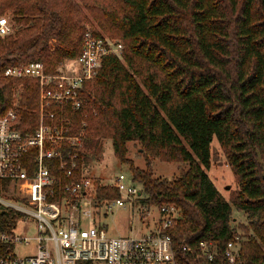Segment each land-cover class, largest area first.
I'll return each instance as SVG.
<instances>
[{"label":"trees","instance_id":"1","mask_svg":"<svg viewBox=\"0 0 264 264\" xmlns=\"http://www.w3.org/2000/svg\"><path fill=\"white\" fill-rule=\"evenodd\" d=\"M5 12L12 33L0 37V116L21 86L18 128L34 130L37 81L7 78L5 70L40 63L55 74L79 57L93 19L123 41L125 66L103 57L91 86L83 85L88 108L72 115L73 131L84 121L86 140L110 139L124 164L127 143L141 146L146 168L130 164L131 182L140 204L176 207L168 234L182 264H228L230 242L239 247L237 264H264V0H0ZM213 140L236 176L231 205L205 172ZM77 152L74 180L82 173ZM155 160L187 168L161 179L153 176ZM48 165L60 175L56 162ZM97 186L95 205L120 198L114 186ZM232 208L246 223L234 222ZM17 217L0 205V230ZM204 241L215 247L212 262L183 250Z\"/></svg>","mask_w":264,"mask_h":264},{"label":"built area","instance_id":"2","mask_svg":"<svg viewBox=\"0 0 264 264\" xmlns=\"http://www.w3.org/2000/svg\"><path fill=\"white\" fill-rule=\"evenodd\" d=\"M11 33L9 18L0 16V37ZM122 50L119 42L88 36L67 70L47 74L40 63L5 70L7 78L37 81L38 124L32 132H22L14 108L0 116V181L7 183L5 191L0 189V205L18 216L0 230V264H182L168 234L178 217L174 205L149 208L140 204L139 189L123 174L114 184L120 198L95 205L93 183L82 175L74 180L83 133L81 127L73 131L64 114L81 112L84 83L94 77L103 57L120 58ZM52 161L60 175L52 173L48 165ZM135 205L139 215L157 212L152 229L132 237L109 238L104 225L107 215ZM28 222L35 225L34 237L17 233L20 223ZM19 246H30V254L19 256ZM183 250L188 254L195 250L207 262L215 257L211 242H200L194 249L184 245ZM224 256L228 264H237L238 245L228 243Z\"/></svg>","mask_w":264,"mask_h":264},{"label":"rangeland","instance_id":"3","mask_svg":"<svg viewBox=\"0 0 264 264\" xmlns=\"http://www.w3.org/2000/svg\"><path fill=\"white\" fill-rule=\"evenodd\" d=\"M3 15L7 16V18H10L8 12H5ZM89 21L90 23L85 26L83 41L86 39V37L90 36L109 39L113 42H119L122 45L123 50L118 60L125 66L123 41L117 37H112L105 31H102L93 19L89 18ZM53 43L54 40H52L50 45ZM53 50L54 48L51 46V51ZM70 64L74 65V61L66 62L64 66L60 67V70H67ZM99 69L96 71L94 77L87 82L90 86L93 83L95 77L98 75ZM21 93V86H18V88L13 90L11 106L9 107V109L14 108L17 113L19 109ZM81 97L83 101V108L79 113H82L88 108L84 99V95ZM14 103L16 104L15 107ZM64 115L71 121L74 128L75 122L72 121L73 114L67 111ZM85 126L86 125L84 121H80L78 123V127H81L83 133L81 175L84 178H88L93 183L94 195L96 185L104 187L114 186L115 180L119 174H123L128 180H131L130 164L142 170L146 168L145 158L140 153L141 146L137 142L127 143L126 145V158L130 161V163H120L118 158L114 155L111 140L108 138L97 142L86 140ZM210 154V168L205 170V172L224 200L231 205L238 190L236 176L227 163L225 151L220 147L216 140H213L211 143ZM186 168L187 165L184 163H164L158 160H155L151 163L153 176L166 180H172L173 178L180 176L182 171H184ZM139 214L140 213L137 210V205H135L134 209H132L130 206H127L124 209H114L104 220L107 236L109 238L132 237L137 234L140 235L148 233L152 229L158 214L155 210H149L148 213L144 212L141 213V215ZM231 218L234 219L235 223H246L245 216L242 213L237 212L234 208H232ZM35 232L36 229L33 222L24 224L20 223V227L17 229L18 234H22L27 237H34ZM30 248V246H19L17 249L19 256L23 257L29 255V252L31 251Z\"/></svg>","mask_w":264,"mask_h":264}]
</instances>
